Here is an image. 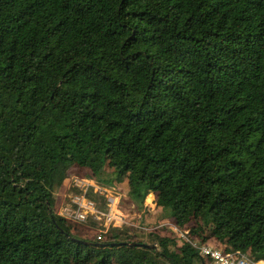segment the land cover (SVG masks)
<instances>
[{"label": "trees", "instance_id": "1", "mask_svg": "<svg viewBox=\"0 0 264 264\" xmlns=\"http://www.w3.org/2000/svg\"><path fill=\"white\" fill-rule=\"evenodd\" d=\"M73 167L165 218L89 237ZM165 222L264 259V0H0V264L208 263Z\"/></svg>", "mask_w": 264, "mask_h": 264}, {"label": "rangeland", "instance_id": "2", "mask_svg": "<svg viewBox=\"0 0 264 264\" xmlns=\"http://www.w3.org/2000/svg\"><path fill=\"white\" fill-rule=\"evenodd\" d=\"M103 175H105L104 177L106 179H109L112 176L108 168L104 169ZM89 188H93L94 192L100 193V195H103L107 199L106 210L100 208V200L95 199L93 202L95 204V207L99 211L110 214L112 219H114L113 223H116L117 227L130 225L136 227L140 221L139 217L143 214L148 223H154L157 220L165 218L163 212L156 207L155 193L153 191H150L145 196L142 204H138L128 196V187L125 178L121 177L119 179L113 180L111 184H105L101 180L99 181V179H94L92 176H90L88 168L79 170L75 167L69 170L68 176L64 180L63 184L59 187L54 188L53 195L55 200V214L71 222L91 227L92 225L89 223V220L87 218L83 221H73L65 217L69 215L64 214V210H68L71 212L75 209L74 204L71 201L72 197L74 195L86 196L85 193L89 190ZM97 205L100 206V209L97 207ZM146 207L150 208V211L152 213L151 215L145 214L147 210ZM93 218L97 220L100 227L93 226V230L89 232V234L87 233L89 237L100 239L102 233L104 234L107 229H109V227H115L110 225L107 226L108 228H106V219L100 214L94 216ZM184 230L188 231L187 233L190 236L189 229L180 227V231L183 232ZM195 264L201 263L196 262Z\"/></svg>", "mask_w": 264, "mask_h": 264}, {"label": "built area", "instance_id": "3", "mask_svg": "<svg viewBox=\"0 0 264 264\" xmlns=\"http://www.w3.org/2000/svg\"><path fill=\"white\" fill-rule=\"evenodd\" d=\"M71 201L74 204L75 209L71 212L64 210V214L69 215H64L66 218L73 221H83L88 215L97 216L100 214L106 219V228L110 225L116 226V223H113L114 219H112L110 214L99 211L95 207L94 202L88 199L85 195H74ZM165 224L171 225L173 231L177 232L181 241L190 243L200 256L205 257L208 261L207 264H264V259H254L250 255L239 250L223 251L214 245L203 242L201 239H192L188 235V231L184 230L182 232L180 231V227L173 225L170 222H165Z\"/></svg>", "mask_w": 264, "mask_h": 264}, {"label": "water", "instance_id": "4", "mask_svg": "<svg viewBox=\"0 0 264 264\" xmlns=\"http://www.w3.org/2000/svg\"><path fill=\"white\" fill-rule=\"evenodd\" d=\"M89 169V167H87ZM145 247H149V248H156V245L155 244H141Z\"/></svg>", "mask_w": 264, "mask_h": 264}]
</instances>
